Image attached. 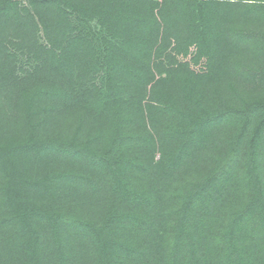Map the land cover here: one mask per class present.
<instances>
[{
  "label": "trees",
  "instance_id": "trees-1",
  "mask_svg": "<svg viewBox=\"0 0 264 264\" xmlns=\"http://www.w3.org/2000/svg\"><path fill=\"white\" fill-rule=\"evenodd\" d=\"M0 264H264V0H0Z\"/></svg>",
  "mask_w": 264,
  "mask_h": 264
},
{
  "label": "rangeland",
  "instance_id": "rangeland-1",
  "mask_svg": "<svg viewBox=\"0 0 264 264\" xmlns=\"http://www.w3.org/2000/svg\"><path fill=\"white\" fill-rule=\"evenodd\" d=\"M23 60H24V59H23ZM21 61H22V60H21ZM21 61H20V62H21Z\"/></svg>",
  "mask_w": 264,
  "mask_h": 264
}]
</instances>
